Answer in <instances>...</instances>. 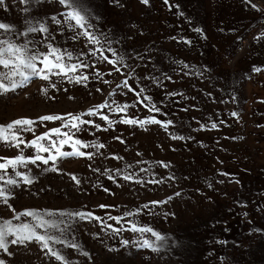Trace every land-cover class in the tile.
<instances>
[{"label": "rangeland", "instance_id": "1", "mask_svg": "<svg viewBox=\"0 0 264 264\" xmlns=\"http://www.w3.org/2000/svg\"><path fill=\"white\" fill-rule=\"evenodd\" d=\"M77 4L88 13L87 32L95 40L84 35V28L73 27L74 21L66 22L69 9L59 0L0 4V23L11 28L0 30V39L41 55L51 49L71 53L65 65H88L69 73L72 79L33 78L0 94V125L24 118L35 122L31 131L5 133L9 138L15 133L18 140L0 141V163L17 156L47 158L50 153L25 145L55 128L73 141L94 145L80 147L91 157L0 170V188L7 193V203L0 198V222L36 225L33 217L19 215L26 210L55 222L58 229L36 231L77 244L78 249L50 242L71 264H264V0ZM41 24L47 32L22 35ZM244 41L245 51L237 53ZM7 71L0 66V72ZM105 103L109 107L97 109ZM122 105L129 107L118 111ZM90 109L97 114L89 115ZM69 114L91 123L72 128L78 122ZM44 116L63 119L42 121ZM149 118L160 123L121 122ZM50 135L57 144L66 139ZM19 140L23 143L16 147ZM40 143L47 147L51 141ZM62 151H72L70 144ZM9 179L17 184H6ZM133 224L164 239L133 232ZM145 239L157 250L140 247ZM46 253L35 241L9 242L7 251L0 249V260L61 264Z\"/></svg>", "mask_w": 264, "mask_h": 264}, {"label": "snow or ice", "instance_id": "2", "mask_svg": "<svg viewBox=\"0 0 264 264\" xmlns=\"http://www.w3.org/2000/svg\"><path fill=\"white\" fill-rule=\"evenodd\" d=\"M143 3L147 4L148 0H142ZM3 3V0H0V4ZM59 3L62 5H65L69 10L64 14L65 20L68 23H72L74 21V24H72L73 27H79L84 28L85 32L84 35L88 36L90 40H95V37L91 35V33L87 32V15L88 13L85 12V10L80 7L77 4V0H59ZM53 20L55 23L59 24L60 21L56 20L55 17H53ZM0 30H3L4 33H7L11 31V28L9 25H5L3 23H0ZM47 32L48 29L43 24L37 27L29 26L27 29V32L22 33V35H27L29 32ZM196 31H200L199 29H196ZM264 35V34H262ZM59 53V54H58ZM67 56L68 59H71V53H65V52H59L57 49H51V51L46 55L31 53L28 49L27 45H18L14 42H11L9 40H3L0 39V66L3 68L8 69L7 72H0V94H6L10 91H15L18 87L25 86L26 83L30 82L33 78H40L43 80H49L51 75H64L69 76V73H74L77 71V67H88L87 64H72V65H65L63 63L64 57ZM54 57V59H53ZM104 59L107 60V57H104ZM43 65V67H38V63ZM109 63H115V61H109ZM54 69H58L59 71H54ZM259 71V69H257ZM19 77V81H17L15 78ZM69 79H72V77L69 76ZM87 77H77L76 82H80L81 80H86ZM4 81H9V84H5ZM124 85L127 87V81H124ZM46 92V89L42 90ZM109 107L107 103L103 105L97 106V109ZM129 105H122L118 106V111H125ZM158 111V109H155ZM89 115H95L97 114V110L90 109L88 112ZM235 115V113H233ZM72 121H77L78 123H72L71 127L79 129L80 124L83 123H91V121H82L80 120L79 116H72L69 114ZM103 119L107 120V116H103ZM42 121L44 120H58L63 119L59 116H44L40 118ZM125 124H140L144 125L147 123H160V121L155 120L154 118H149L147 120H136V119H124L121 121ZM35 122L30 119H18L12 121L10 124L3 126L0 125V141H4L5 143H9V141H17L18 136L14 133L10 138L5 133L10 129H16V132L19 131H31V125H33ZM111 123V122H110ZM168 123H171L169 121ZM27 126V127H25ZM68 126L67 124L65 125ZM99 127V125H97ZM213 128L216 127L215 124L212 125ZM50 133L56 134L58 137L60 135H63L66 137V139L59 140V144H57V141L51 139ZM50 133H45L42 136L37 137L35 140H32L28 142L25 146L26 147H34L37 149L38 152H48L50 153L47 158H45L42 155H36L34 158H28L26 160L23 156H17L15 158H7L6 163H0V170H7L9 167L15 169L17 165H22L27 162L36 163V161H42L44 164H48L49 161H53L54 163L58 160V158H72V157H78V156H89L91 157V153H84L80 151V147H92L94 145H88L85 144L79 140H72L71 135L69 133H61V130L59 128L51 129ZM176 138V137H173ZM50 140L51 143L46 147L44 144L40 143L42 140ZM20 143H23L22 140H19L15 144L16 147L20 146ZM65 144H70V147L72 148V151H62V148ZM79 146V147H78ZM100 147H103V145H100ZM55 150V155L51 154L52 150ZM52 171L57 170L55 167L50 169ZM15 175L21 176L22 174L19 172H16ZM73 180H76V177H72ZM124 179H131L130 176H125ZM0 180H3V176L0 175ZM23 180L25 183H32L31 179H29L27 176L23 177ZM79 183V181H76ZM6 184L8 185H16L17 181L14 179H9L6 181ZM179 195V194H177ZM0 198H3V202L7 203V193L5 192L4 188H0ZM153 203H161V202H153ZM103 207V205H102ZM147 207V205H145ZM19 215H25L33 217L37 223L36 225L32 224H22L19 226L14 227L12 225L11 221H2L0 222V249H3L4 251H7L8 249V243L12 244H23L25 240L27 241H35L40 244L42 249H47L48 253L52 257H54L56 260L60 261L61 264H71L70 261H68L64 255H62L58 250H54L51 245L55 244H65L67 247L71 248H79V246L75 243L68 242L66 243L64 240H61L59 236L51 235V234H40L36 231L37 228H52V229H58L59 225L55 222H49L43 219V216L34 212L33 210H26L24 213H21ZM19 215L15 217L16 219H19ZM47 215H52V213H47ZM74 215L79 216L81 219H85L88 217H91V213H75ZM130 215V214H129ZM99 219V218H97ZM113 219H119V218H113ZM131 231L133 232H150L153 236L156 237L157 240H163L164 238L160 236L159 233H156L153 231V229L149 227H137V225L133 224L131 226ZM61 232H63V229H60ZM114 231H119V229H114ZM23 233H26L24 235H21ZM16 236L15 239H12L11 241H8L9 236ZM129 241L125 240L123 241V244L127 245ZM140 247L144 248H153L152 243L145 239L140 245ZM153 250H157L153 248ZM83 255H88L87 253H83ZM0 264H4V261L0 260Z\"/></svg>", "mask_w": 264, "mask_h": 264}, {"label": "built area", "instance_id": "3", "mask_svg": "<svg viewBox=\"0 0 264 264\" xmlns=\"http://www.w3.org/2000/svg\"><path fill=\"white\" fill-rule=\"evenodd\" d=\"M260 27L264 29V16L260 18ZM245 48H246V42L244 41V42H241V44L237 46L236 51L237 53H242L243 51H245Z\"/></svg>", "mask_w": 264, "mask_h": 264}]
</instances>
